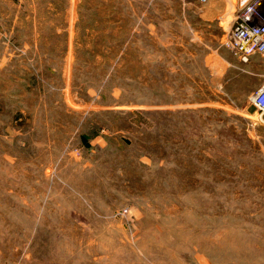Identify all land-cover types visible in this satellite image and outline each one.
<instances>
[{
	"label": "rangeland",
	"instance_id": "obj_1",
	"mask_svg": "<svg viewBox=\"0 0 264 264\" xmlns=\"http://www.w3.org/2000/svg\"><path fill=\"white\" fill-rule=\"evenodd\" d=\"M247 2L0 0V264H264Z\"/></svg>",
	"mask_w": 264,
	"mask_h": 264
},
{
	"label": "built area",
	"instance_id": "obj_2",
	"mask_svg": "<svg viewBox=\"0 0 264 264\" xmlns=\"http://www.w3.org/2000/svg\"><path fill=\"white\" fill-rule=\"evenodd\" d=\"M207 4L210 0H196ZM225 48L238 54L243 62L254 55L264 58V0H248L239 10L234 24L225 33ZM249 103L258 112L264 114V80L249 97Z\"/></svg>",
	"mask_w": 264,
	"mask_h": 264
}]
</instances>
